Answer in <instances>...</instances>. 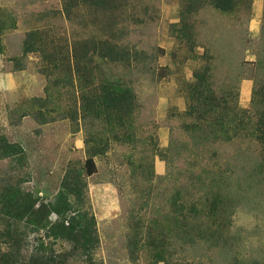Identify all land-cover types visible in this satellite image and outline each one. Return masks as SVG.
Listing matches in <instances>:
<instances>
[{
  "label": "rangeland",
  "instance_id": "rangeland-1",
  "mask_svg": "<svg viewBox=\"0 0 264 264\" xmlns=\"http://www.w3.org/2000/svg\"><path fill=\"white\" fill-rule=\"evenodd\" d=\"M91 2L0 0V251L264 264V0Z\"/></svg>",
  "mask_w": 264,
  "mask_h": 264
},
{
  "label": "trees",
  "instance_id": "trees-1",
  "mask_svg": "<svg viewBox=\"0 0 264 264\" xmlns=\"http://www.w3.org/2000/svg\"><path fill=\"white\" fill-rule=\"evenodd\" d=\"M91 1H93L91 3H98L95 2L96 0ZM227 1L229 0H215V5L217 8L227 9L229 7ZM115 85L116 84L107 82V86L102 89V93L100 95H94L90 99L87 97L85 104H130L129 100L126 99L125 94L118 95L117 92L114 91V89H116ZM117 89L120 88L117 86ZM261 138L264 140V134H262ZM85 165L87 174L92 175L95 172L94 161L92 159H88ZM71 233L72 232H68L69 235H71ZM11 246L12 247L9 251H0V264H63L62 261L57 262L55 256L53 255L45 256L44 254L41 255L40 253H35L26 257L22 254L16 243L15 246L13 244Z\"/></svg>",
  "mask_w": 264,
  "mask_h": 264
}]
</instances>
